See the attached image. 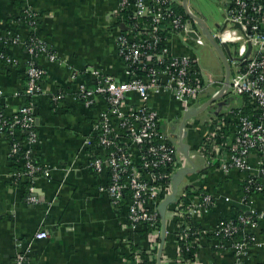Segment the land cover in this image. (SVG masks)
I'll use <instances>...</instances> for the list:
<instances>
[{"label":"crops","instance_id":"obj_1","mask_svg":"<svg viewBox=\"0 0 264 264\" xmlns=\"http://www.w3.org/2000/svg\"><path fill=\"white\" fill-rule=\"evenodd\" d=\"M117 3L118 0H0V55L15 60L12 65L0 60V114L10 117L21 107L31 105L37 134L32 155L50 172L48 178L12 177L22 164L11 156L9 139L0 135V264H14L24 252L27 264H138L133 259L134 253H150L156 243L146 228L129 229L126 201L119 207L111 203L105 190L109 182L107 166L100 173L90 166L92 156H104L99 149L91 154L85 143L96 137L93 128L106 109L105 100L96 97L85 106L75 98L78 86L87 89L96 86L94 72L116 82L129 80L115 49L119 31L127 30L117 17ZM187 8L193 14L188 4ZM25 11L35 18L36 30L24 19ZM32 35L44 41L58 61L51 62L42 55L35 58L36 67L42 71V93L30 98L25 95L29 56L23 44ZM6 38H17L19 44H5ZM183 39L169 38L167 48L173 56L194 54L198 46ZM200 65L212 75L214 84L198 96L196 109L218 95L224 74L222 64L212 72ZM203 79L206 81L207 75ZM58 94L63 96L55 101L53 98ZM129 103L130 107L138 106V97L132 96ZM150 104L160 116L161 132L176 144L184 115L181 105L166 93L153 96ZM245 104L248 115L252 112L248 100L244 103L241 97L226 90L191 121L202 127L219 115L235 110L243 113L241 108ZM185 143L195 165V172L186 178L189 181L186 186L195 194L210 193L215 199L208 213L196 219L203 236L197 241L193 264H235L229 250L216 248L211 232L241 213L263 214L254 229L242 227L243 234L253 235L263 246L252 245L249 257L241 264H264V197L254 192L249 202H242L243 183L252 172L238 169L226 172L222 169L223 161L204 168V160L196 153L199 135L187 133ZM226 155V152L222 155L225 161ZM258 161L256 153L248 156L252 171L259 168ZM262 170L257 175L259 183L264 184V165ZM27 197H34L37 202L28 203ZM40 231L46 232L48 238L34 239ZM176 234L175 220L167 210L161 264H185L176 258Z\"/></svg>","mask_w":264,"mask_h":264},{"label":"built area","instance_id":"obj_2","mask_svg":"<svg viewBox=\"0 0 264 264\" xmlns=\"http://www.w3.org/2000/svg\"><path fill=\"white\" fill-rule=\"evenodd\" d=\"M218 1L223 7L224 20L212 38L221 48L227 46L229 51L228 56L225 54L229 66L228 91L234 96L246 97L252 112L243 115L239 110L231 111L229 114L233 117L228 127L231 130L230 140L227 138L220 144L215 142L220 130L217 118L202 127L189 119L185 123V131L199 135L200 144L196 153L204 160V168H209L216 161H223L222 169L226 172L229 169L252 172L248 156L254 152L259 155V168L256 171L263 173L264 0ZM177 7H182V0H118L117 17L127 26V30L119 31L115 49L125 64L129 80L116 82L94 72L96 86L91 89L78 86L75 97L85 106L92 104L96 97H102L106 102V109L93 128L96 137L88 139L85 144L91 149V154L96 149L103 151L102 157L92 156L90 166L97 173L102 172L104 166L109 169V182L105 190L113 206L119 207L124 201L127 202L129 229L135 231L144 227L156 239L150 253H134L133 259L138 264L144 262L145 256L148 257L147 264H156L157 238L161 236L158 205L172 193V175L183 167H189L182 156L177 157V145L168 139V134L161 132L160 116L151 106L150 99L166 93L181 105V113L184 114L198 108V96L214 84L212 75L202 69L198 56H173L167 48L169 38L174 36L190 40L198 47L204 46L206 41L197 24L190 19L184 20ZM24 19L36 30V20L30 12H24ZM140 20H145L146 24L141 25ZM4 42L19 44L17 38H6ZM23 45L29 56L25 71V95L31 98L42 93V71L36 67L35 58L42 55L51 62H57L58 58L35 35L30 36ZM0 60L11 65L15 63V60L3 54ZM204 74L208 77L206 81ZM224 75L225 71L221 76L222 85ZM62 96L58 94L53 99L56 101ZM132 96L138 97V106H129ZM35 119L31 105L21 107L10 117L0 114V135L9 139L11 156L16 157L22 151L18 158L22 168L12 177L42 175L48 178L50 175L32 155L37 143ZM224 152L227 153L226 161L222 157ZM190 158H193L191 152ZM188 176L179 185L174 202L167 206L176 223L177 259H181L180 244L192 247L203 236L201 230L193 228V224H196L198 217L205 216L215 203L210 193H200L185 204ZM257 178V174L251 173L243 183L244 204L249 202L250 196L247 194L250 192L264 197V184L259 183ZM163 179H166L165 183L161 182ZM27 202L34 204L37 200L27 197ZM262 218L263 214H240L234 220L220 223L211 232L216 248L229 250L235 264H241L243 259L249 257L252 245L263 246L253 235L243 234L242 227L254 229L257 220ZM47 238L48 234L43 231L34 236L36 240ZM14 264H27L26 252L18 255Z\"/></svg>","mask_w":264,"mask_h":264},{"label":"water","instance_id":"obj_3","mask_svg":"<svg viewBox=\"0 0 264 264\" xmlns=\"http://www.w3.org/2000/svg\"><path fill=\"white\" fill-rule=\"evenodd\" d=\"M182 7H183L184 12L188 16V18L190 20H193L197 24L205 40L219 55L221 62L224 66L225 75H224V82H223L222 88L219 91L218 95L211 98L207 102H205L199 109L192 108L191 110L185 112L181 119L178 136L176 138L177 139V142H176L177 153H178L177 157L182 156L187 161V164L189 165V167H183L172 175V178H171L172 193L169 196H167L165 200L158 205V213H159L160 220H161V237H160V244H159V248H158V252L156 256V264H161V259H162V250H163V244L165 240V212L167 210V206L174 202L175 194L178 191V187L182 183L184 178L195 172V165L193 164L190 158V147L189 145L185 143V138L187 136V132L185 131V123L187 120L194 118L197 114L202 112L210 104L220 99L225 93V91L228 90L229 66L226 60V56H225V54L227 56L229 55L227 46L223 45L222 48L218 46V44L212 38V33L208 30L203 19L191 14L188 11L187 0H182ZM219 27H220L219 25H216L217 29H219ZM252 173L258 174L257 171H252Z\"/></svg>","mask_w":264,"mask_h":264},{"label":"rangeland","instance_id":"obj_4","mask_svg":"<svg viewBox=\"0 0 264 264\" xmlns=\"http://www.w3.org/2000/svg\"><path fill=\"white\" fill-rule=\"evenodd\" d=\"M187 4L195 16L203 19L212 34L218 31L216 25L221 26L223 24V7L218 0H187ZM194 54L200 58V64L209 72L222 64L217 52L209 43H205V46L202 47H196Z\"/></svg>","mask_w":264,"mask_h":264},{"label":"trees","instance_id":"obj_5","mask_svg":"<svg viewBox=\"0 0 264 264\" xmlns=\"http://www.w3.org/2000/svg\"><path fill=\"white\" fill-rule=\"evenodd\" d=\"M184 18V20H187L189 19L188 16L186 15V13L184 12L183 8L182 7H177L176 9ZM128 15L125 16V18H127ZM141 25L143 24H146L145 23V20H140L139 22ZM243 100H244V103L247 101V98L246 97H241ZM249 109L246 108V104L243 106V108H241V111L243 113V115H247V113L249 112L248 111ZM236 111V110H235ZM233 117V115L231 114H228V115H219L217 118L218 120L220 121L219 123V127H220V130L218 132V136L216 137L215 139V142L217 144H220L221 142L225 141V139H227L229 137V130H228V127L230 125V120L231 118ZM25 138V136L23 135V139ZM22 155V151L18 154V156L15 157L16 160H18V158H20ZM14 159V160H15ZM17 162H20V161H17ZM258 179V178H257ZM162 183H165L166 182V179H163L161 181ZM186 196H185V204H188L190 203L196 196L197 194H195V192H191L190 191V188H186ZM242 195H244V192H243V188H242ZM252 194V192L248 193L247 195L250 196ZM243 214V213H241ZM234 220V219H233ZM231 221V220H230ZM228 222V221H226ZM226 222H222V223H226ZM193 228L194 229H198V226L195 224H193ZM158 242H159V239H158ZM180 250H181V259H179L182 263H185V262H193L195 257H196V254L198 252V248H197V245L194 244V246L192 247H188L187 245H183V244H180ZM146 254H144L145 256ZM149 263L148 262V257L145 256V259H144V262H142V264H147Z\"/></svg>","mask_w":264,"mask_h":264}]
</instances>
